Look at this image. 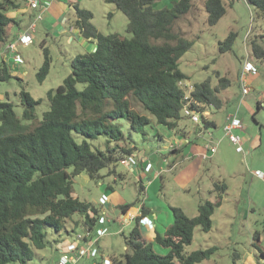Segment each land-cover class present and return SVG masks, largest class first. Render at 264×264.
<instances>
[{"label": "trees", "instance_id": "16d2710c", "mask_svg": "<svg viewBox=\"0 0 264 264\" xmlns=\"http://www.w3.org/2000/svg\"><path fill=\"white\" fill-rule=\"evenodd\" d=\"M155 1L108 0L127 17L131 38L118 33L102 34L91 22L93 13L75 5L73 26L96 47L76 56L70 75L48 93L50 107L42 120L36 116L41 100H35L25 90L20 93L21 118L14 104L0 101V264H30L35 250L47 247L46 229L60 233L74 215L81 216L74 222L84 231L95 228L100 210L74 195V179L86 172L92 180H100L103 169L117 174L111 167L122 158H137L138 148L128 145L116 124L121 119L127 120L136 133L145 136L146 129L151 128L158 139L162 137L152 119L134 109L132 99L143 106L157 126L169 131L176 130L185 119L182 110L189 101L190 107L200 112L204 110L197 104L222 107L219 94L227 89L228 82L220 86H212L211 80L198 83L188 99L181 87L188 75L181 70L180 59L193 42L177 32L174 25L190 13L194 0H178L170 8L159 10L154 8ZM247 1L264 16V0ZM26 2L0 0V52L9 40L8 29L20 25L11 12ZM205 8L210 26L216 25L227 12L224 0H207ZM234 39L231 33L221 44V51L231 50ZM42 47L45 60L37 73L39 82L46 79L51 66L49 50ZM253 50L258 58H264L260 47L254 44ZM10 78L9 68L2 62L0 81ZM79 84L83 85L81 90ZM261 109L263 101L258 102V111ZM202 121V129L216 127L203 114ZM77 136L83 140L78 141ZM100 136L107 138L105 148L93 149L89 140ZM214 191L218 192L215 201L199 204L195 217L188 216L180 207L171 208L173 223L164 234L156 232L154 238L155 243L168 249L166 255L157 254L142 232L141 220L148 213L144 209L134 218L136 225L126 238L127 253L121 259L114 258L112 264H198L210 259L215 247L188 255L184 252L197 227L206 233L212 229V216L222 205L226 185L215 184ZM132 207L123 205L121 210L127 213ZM254 241L261 242L259 233L254 235ZM254 244L264 256L263 248Z\"/></svg>", "mask_w": 264, "mask_h": 264}, {"label": "rangeland", "instance_id": "374dc122", "mask_svg": "<svg viewBox=\"0 0 264 264\" xmlns=\"http://www.w3.org/2000/svg\"><path fill=\"white\" fill-rule=\"evenodd\" d=\"M177 1L156 0L154 8H170ZM206 1L194 0L190 13L174 25L177 32L193 42L191 49L180 59V68L188 75V80L183 81L181 87L186 96L191 98L193 87L203 81L211 80L212 86L225 83L229 85L219 94L223 101L220 109L200 105L204 111L209 112V115H205L206 118L217 123L216 127L209 129L213 136L208 129H202L203 122L195 124L187 119L180 122V129L177 128L171 133L177 131L176 137L190 134V138L195 139L203 130V142L209 143L213 139V144H218L217 153L204 160L201 175L196 183L186 190L176 180L177 171H165L144 193L141 187L143 182L139 176L120 162L111 168H115L119 175L124 176L122 180L115 181L109 168L101 171L103 177L100 180H92L86 172L77 176L73 184L74 195L97 206L100 216L92 230L96 241L93 247L97 249V254L93 257H81L77 263L71 264H103L105 259L110 260L112 264L114 258L121 259L127 253L126 238L135 227L136 221L134 218L130 221L121 220V207L100 204V197L109 184L130 205L142 208L145 204L150 217L156 216L155 224L161 235L165 233L164 228L173 221L172 207H180L188 216L195 217L199 204L215 201L218 195V192L214 191L215 184H225L226 191L219 192L223 194V201L212 216L211 231L206 233L197 227L194 239L191 245L185 248L184 253L188 255L194 251L215 247L216 251L212 257L198 264H264V256L254 244L258 243L264 250V179L257 176L258 173H264V109L258 111V102H264V58H258L253 50L254 44L264 50V16L259 15L257 8L247 0H234L233 3L224 0L226 14L216 25L210 26L205 8ZM86 2L87 0L86 9L94 13L91 22L102 34L118 33L131 38V34L127 33L128 19L114 4L108 0ZM75 19L76 17L73 22ZM231 33L235 35L231 50L221 51V44ZM42 45L49 50L51 66L46 79L39 82L37 73L45 60ZM16 53L23 58L24 63L14 72L11 63L7 62L11 78L8 81H0V101L8 100L14 104L15 111L21 118L23 106L20 93L25 90L35 100H41L36 109V116L37 120H42L44 112L50 107L48 93L63 84L64 79L72 72V61L76 56L88 53V50H85L77 37L72 39L70 32L61 35L52 33L47 36L46 31L41 29L33 45L26 47L18 44ZM247 59L258 68V72L245 76V85L249 91L244 93L242 76ZM1 64L0 60V66ZM78 88L81 90L83 85L79 84ZM132 103L136 111L152 119L157 133L165 139H158L155 136L156 131L151 128L146 129L145 136L136 133L127 120L121 119L116 124L123 131L128 145L142 147L141 150L152 151L160 157L168 155L166 149L171 137L167 134L169 130L157 126L155 119L138 101L132 99ZM235 115L242 126V129L236 130L235 133L244 141L243 153L236 151V146L224 131L225 125ZM77 140L82 141L83 138L77 136ZM106 141L104 136L95 141L89 140L93 149H96V146L104 149ZM127 143L123 142V145L126 146ZM153 153L148 152V155ZM164 167L168 168L167 165ZM146 176L150 178L151 174L147 173ZM80 219V215H74L65 222L60 233L47 228V247L35 250V257L30 264H59L66 244L74 242L77 233L86 231L81 225L76 226L74 221ZM101 222L107 232L99 237L96 231ZM256 233L260 234L261 242L254 241ZM152 243L157 254L168 253V249L154 241Z\"/></svg>", "mask_w": 264, "mask_h": 264}, {"label": "crops", "instance_id": "0c3cea01", "mask_svg": "<svg viewBox=\"0 0 264 264\" xmlns=\"http://www.w3.org/2000/svg\"><path fill=\"white\" fill-rule=\"evenodd\" d=\"M85 1L86 0H40V7L38 9H31L28 6L27 2L24 3L19 10L11 12L10 14L20 22V25L8 29L9 40L5 45L2 46L0 56L6 57L7 45L14 41L21 32H26L30 36H32L35 43V41L37 40V33L41 29H44L46 31L47 36H50L52 33H54V35H61L65 32H70L71 38L75 39L77 37L78 41L83 45L85 50H88V52L94 51L96 44L93 41H89L83 38L80 31H78V29L75 28L72 23L74 18L76 17L75 5H78L80 8L86 9L87 7L85 5ZM91 1L92 0H87L88 3ZM91 12L93 13L92 10ZM39 15L41 16V18H38ZM32 24H35L36 26L34 30L30 29ZM67 25H69L68 28ZM210 121L214 122L217 126V123L215 121ZM178 129H180V125ZM171 132L172 131L167 132V134L171 135V137L169 140L170 142L168 148L166 149L168 155H164V157L157 156L156 154L154 155L152 151L141 150L142 147L131 145V147L138 148L136 156L139 161V165L133 169H130V171L136 173L137 176H139L140 181L143 182L141 187L144 193H146L147 190L152 187V182L157 181L158 177H161V174L165 171H177L178 174L176 176V180L181 183L184 190L190 188L192 184L196 183L199 176L201 175L204 160L198 157V154L204 150L207 142H203V139L202 137L200 138V136H197V138L199 137L198 139L190 138V134L187 136L178 135L176 137L175 135L177 134V131H175L174 133ZM208 132L211 136H213L209 129ZM186 138L189 139L190 143H184L183 146L179 149L170 148L173 142L182 141ZM164 139L165 137L162 135V140ZM243 142L244 141H242V143ZM148 152L153 153V155L149 156ZM143 161L145 162V164L151 163L153 166L151 172H148L149 174H151L150 178L146 176L147 172H145V164H143ZM165 165H167V169L166 167H164ZM113 175L115 181L122 180L124 178V176L119 177L118 173ZM105 194L109 197V205L113 204L115 207H121L123 205L129 204L125 202L121 195H119L110 184L108 185ZM144 205H142V208H136L133 206L130 210H128L127 213L122 212L121 220L130 221L132 218L140 216L144 209L147 210L148 213L146 216L153 223L154 227L150 228L148 225L141 224V229L146 239L150 242H153L156 236V232H158V227L155 224L156 216L154 217L155 219L151 218L149 209H147L146 205ZM172 223L173 221H170L169 225H167L164 230L166 231V229ZM103 225V222H101L100 228Z\"/></svg>", "mask_w": 264, "mask_h": 264}, {"label": "built area", "instance_id": "2783aa9c", "mask_svg": "<svg viewBox=\"0 0 264 264\" xmlns=\"http://www.w3.org/2000/svg\"><path fill=\"white\" fill-rule=\"evenodd\" d=\"M27 4L31 9H38L40 7V0H27ZM38 18H41V16L39 15ZM35 27H36L35 24H32L30 29L34 30ZM18 44H22L26 47L31 46L34 44V38L26 32H21L14 41H12L7 45L6 57L0 56L1 62H5L6 64L7 62L11 63V67L13 68L14 72H17L20 65L24 63L23 58L16 53ZM257 72H258V68L247 59L244 64V74L242 76V82L244 83L243 85L244 93H247L249 91V88L245 85L246 84L245 76L248 74H256ZM186 98L188 99L189 97ZM191 103L192 102L189 101L188 105H186L183 108L182 115L185 119L190 120L195 124H200L201 122H203L202 114L209 115V112L197 111L190 107ZM197 105L200 106L201 104H197ZM239 129H242V126L240 125V121L238 120L236 115L232 116L231 121L227 123L224 127L226 136H228L230 141L236 146V151L238 153H243L244 150L242 146L243 145L242 139L235 133V131ZM202 131L198 133V136L201 137L203 133ZM212 140L209 143L207 142V144L204 147V150L198 154V157H200L202 160H207L211 158L215 153H217L218 144H213ZM184 143H190L189 139L186 138L185 140L182 141L173 142L170 148L179 149L183 146ZM120 163L128 169H133L139 165L138 159L134 156L124 157L120 160ZM143 164H145L144 161ZM144 169L145 172L148 173L151 172L153 166L151 163H146ZM257 176L264 179V173H258ZM108 202H109V197L105 193L102 194V196L100 197V204L107 205ZM141 223L144 225H148L150 228L154 227L153 223L150 221V219L147 216L142 218ZM106 232H107V228L105 227V225H103L101 228L97 229L96 234L100 237L105 235ZM95 242L96 241H94V238L92 236V230H87L84 233H77L75 241L66 244L65 252L60 257L59 264H71L72 262L77 263L79 258L81 257L87 255H91L92 257L95 256L97 254V249L93 247ZM104 263L110 264L111 261L105 259Z\"/></svg>", "mask_w": 264, "mask_h": 264}]
</instances>
